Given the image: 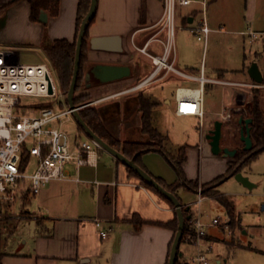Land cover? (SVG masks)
<instances>
[{"label": "crops", "instance_id": "crops-1", "mask_svg": "<svg viewBox=\"0 0 264 264\" xmlns=\"http://www.w3.org/2000/svg\"><path fill=\"white\" fill-rule=\"evenodd\" d=\"M221 1L210 0L208 6L210 23L217 15V18H220L217 24L233 22V13L229 9L224 12L221 10ZM261 3H264V0H246L245 5L247 15L244 19L250 24L258 23L257 31H264V18L259 11ZM195 5L189 13L196 12L193 10H196L198 5ZM77 6L78 0H60L58 13L50 15L44 10L47 13V20L42 21L40 18L30 17L28 0H0V43L15 47L16 44H26L39 49L47 57L41 48L44 34L52 40H74ZM141 6L142 0H97L95 16L88 27L86 73H89V76L86 78V85L94 83L88 90L93 87L102 91L90 100L92 102L90 105L97 106L100 117L117 139L146 142L150 139L141 130V111L138 105V95L143 93L154 103L152 124L165 136L167 151L171 155H177L179 148L184 146L185 159L181 162L184 178L197 181L198 184L211 182L226 172L228 162L233 156L224 152H212L206 132L214 124L219 110L224 105L234 102L240 86L208 82L218 87L220 95L217 99L218 105L205 110L204 123L210 113L215 115L214 118H210L207 131L203 129L205 127L203 124L200 129L184 133L169 132L164 125L163 117L171 98L156 91L157 87L153 86L161 79L140 89H129L151 70L150 58L137 50L134 44L141 45L151 34V29L142 28L158 20L163 8L162 0H146L143 12ZM192 17L191 15V20ZM212 28L221 30L220 27ZM236 32L245 34L243 29H237ZM259 37L264 40V34L257 38ZM91 38L97 40L91 44ZM248 40L253 43L255 39L248 35ZM243 54L241 64L236 65L238 67H229L228 64H213L208 67L203 56L198 60L187 53L183 54L181 59L177 54L175 65L193 74H199L203 69L204 74L210 78L259 83L252 87L257 88V92L259 90V94L255 96L259 99L264 112L263 54L259 47L253 51V56L249 60L244 52ZM254 61L262 74L261 82H256L248 73V68ZM98 64L128 65L130 74L103 82L92 72ZM115 81L121 82V87L106 89ZM196 82V85L190 87H197L198 81ZM147 86L150 87L144 90ZM179 86L188 85H177ZM173 113L176 117H192L177 115L175 109ZM244 116H247V105ZM76 130L72 140L77 137L87 140L91 137L80 124ZM227 137V133L222 130L221 145L236 148L238 146L236 140ZM140 162L150 174L160 178L166 185L177 181L184 182L179 171L157 150L142 153ZM67 171L69 178L52 180L38 193H30L25 201L19 199L21 207H28L24 213H15L13 208V215L0 221V233L3 238L1 264H166L174 231L160 223L174 218L176 211L174 206L148 188L138 175L129 171L126 164L102 147L98 149L96 165L82 164L77 167L75 162H70L67 164ZM231 176L233 175H226L216 185V189L226 196L219 186ZM180 191L198 195L197 191L189 190L185 185L180 186L176 192L183 204H189V200L182 199ZM207 198L215 199L206 196L203 200ZM200 210L201 208L193 211L190 208L191 213ZM235 213L238 215L236 209ZM134 215L146 220V223L135 227L132 221ZM95 218L101 221V227L96 226ZM210 222L207 225V239L212 244L222 240L227 249L232 248L234 241L221 237V230L214 229L215 225ZM216 226L225 229L220 224ZM100 228L107 231L105 236L100 234ZM179 251L181 254L178 256L181 260H189L195 254L196 247L191 240L190 232L180 242ZM213 256L214 259L209 257L210 264H221L218 252Z\"/></svg>", "mask_w": 264, "mask_h": 264}, {"label": "built area", "instance_id": "built-area-1", "mask_svg": "<svg viewBox=\"0 0 264 264\" xmlns=\"http://www.w3.org/2000/svg\"><path fill=\"white\" fill-rule=\"evenodd\" d=\"M210 0H162V13L158 20L142 29H151L141 45L135 48L150 58L153 67L142 79L136 81L129 89H140L145 85L162 79L170 73L198 81L197 87L179 86L175 90V113L199 118L200 126L204 124L205 108L204 93L208 82L223 85H250L255 82H232L223 79L210 78L201 69L199 74H193L175 65L176 47L174 36L176 31L177 7L197 4L196 12L188 13L187 28L198 40L208 41V36L214 29L208 21V6ZM192 20L189 21L190 16ZM196 15H199L196 18ZM185 24L181 26L184 27ZM251 39H256L264 31L249 30ZM161 45L160 51L151 48L153 43ZM154 49V50H153ZM261 85V84H260ZM65 95L59 90L54 75V69L48 62L28 63L19 59L15 46L0 43V221L13 215L14 202L19 200L24 190L38 193L41 188L52 180L69 178L67 164L75 162L96 165L100 144L92 137L76 138L64 128V123L74 115L75 110L90 105L92 102L76 104L72 108L58 98ZM22 96L38 98L37 101L23 102ZM67 101V99H66ZM44 103L39 106V103ZM60 102V103H59ZM245 103L235 107V111H246ZM231 109L223 106L217 113L223 119L231 117ZM36 157V165L31 172L25 171L21 160L25 152ZM78 180L77 177H75ZM197 202L206 196L197 190ZM200 211L192 212L190 229L193 231L192 242L196 247L195 254L187 260L189 264H210L208 253L212 243L207 239L208 224L200 219ZM220 218L214 217L211 224L219 225ZM96 226L101 227V221L94 219ZM228 226V225H225ZM224 226V227H225ZM102 236L105 229L99 230Z\"/></svg>", "mask_w": 264, "mask_h": 264}, {"label": "rangeland", "instance_id": "rangeland-1", "mask_svg": "<svg viewBox=\"0 0 264 264\" xmlns=\"http://www.w3.org/2000/svg\"><path fill=\"white\" fill-rule=\"evenodd\" d=\"M246 0H222L221 6L222 11L229 9L233 13V22L223 23L219 21L220 18L217 16L214 17L213 22L209 21V14H207L210 27L221 28V30H213L209 33L208 41L204 44V41L198 40L194 34H192L187 28L186 15L196 6L195 4L178 6L177 7V19H176V31L174 36V42L176 47V55L178 54L179 58L183 57L182 55L186 53L189 56H192L193 59H201L204 57V60H207L208 67L211 65H223L228 64L229 67H238L243 59V52L247 55L249 60L253 56V51L257 50L263 54L264 57V40L262 37L255 39L252 42L248 40V31L249 30H258V23H248L244 19L247 15L245 12ZM259 11L262 18H264V3L260 4ZM227 12V11H226ZM260 15V14H259ZM222 16V15H221ZM199 15H196L198 18ZM217 19V20H216ZM222 23V24H220ZM185 24L184 27L181 25ZM237 29H243L245 34H239ZM145 38V37H144ZM144 40V39H143ZM16 47L19 50V59L23 62L28 63H37L39 61L49 62L48 58L44 55L42 51L37 48L29 47L26 44H16ZM154 51L159 52L161 45L157 42H154L152 47ZM197 60V61H198ZM151 68L153 65H150ZM223 67V66H220ZM242 66H240L241 68ZM54 69V68H53ZM56 85L59 90H62L60 80L57 76V73L54 70ZM138 81V80H137ZM197 82L191 79H185L179 76H176L172 73L168 74L166 77L157 81L153 84L154 87H157L156 91L169 95L171 98L170 104L166 106V111L164 113V125L167 126L169 132L175 134L184 133L192 129H200L199 127V118L198 117H176L173 111L176 107L175 104V90L177 85H188L194 86ZM94 85L90 83L89 87ZM122 83L119 81L112 82L109 87L106 89H117L121 87ZM240 86L238 92L234 97V102L224 105L226 108L231 109V117L228 119H223L220 115L207 114L205 121V127L203 128L207 131L208 123L210 118L220 119L223 122L222 130L227 133V138L231 137L236 140L237 149L243 148V141L240 139V124L238 122L239 115H245L246 111H235L234 108L239 106L238 102L245 103L257 96V88L250 85H238ZM150 86L144 88L146 90ZM217 88V90H215ZM102 91L101 89L91 88L87 92L89 97L87 101H90L97 93ZM220 91L215 84L207 83L205 93H204V105L205 110L210 107L218 105V97ZM67 94L58 98V101H62L66 105ZM21 100L23 102L37 101L38 98L22 96ZM217 101V103H216ZM60 103V102H59ZM44 103H39V106ZM96 108L97 106L94 105ZM241 106V105H240ZM216 107V106H215ZM98 109V108H97ZM120 120V118H119ZM118 120V121H119ZM212 121V120H211ZM212 124V123H211ZM79 125L75 115H71L70 118L64 123V128L70 132L74 137L76 134L77 126ZM213 128V125L211 126ZM207 133V132H206ZM84 136V135H83ZM83 139V138H82ZM208 140V139H207ZM209 141V140H208ZM164 148L166 147L163 142ZM167 150V149H166ZM178 154V153H177ZM176 156V155H173ZM36 165V157L29 156L27 164L25 166V171H33ZM250 165V166H248ZM244 175H246L249 180L255 185L252 188H248L241 181L237 180L233 175L226 179L220 186L219 189L224 191L228 198H230L236 209L238 215H236V220L234 224L230 223L228 220V215L226 213L225 207L216 199L207 198L203 200L200 205L196 201L198 198L197 194H185L183 191H180L182 199L189 200L191 204V209L194 211L201 208L200 219L204 223L208 224L213 217L217 216L220 218V225L224 230L221 229V226H216L214 229L221 230V237L227 238L234 241V246L230 249L225 247V244L222 240L217 242V244H212V250L208 253V257L214 259V253L218 252V256L221 258V264H264V151L260 152L258 157L255 160H252L250 163H247L242 166L240 170ZM203 184H198V189L202 188ZM197 189V190H198ZM32 196V195H31ZM14 211L15 213H24L28 207H21V201L17 200L14 202ZM240 219V220H237ZM240 223V225H238ZM190 224V223H189ZM206 230L208 231L207 227ZM187 256V255H186ZM210 259V258H209Z\"/></svg>", "mask_w": 264, "mask_h": 264}, {"label": "trees", "instance_id": "trees-1", "mask_svg": "<svg viewBox=\"0 0 264 264\" xmlns=\"http://www.w3.org/2000/svg\"><path fill=\"white\" fill-rule=\"evenodd\" d=\"M28 1L30 3V9H31L30 17L32 19H38L41 10L48 11L50 15H56L59 11L60 0H28ZM145 5H146V0H142L141 12L145 10L146 7ZM89 6H90V0H78L76 32L73 41H69L67 39L52 40L46 34H44L43 40L41 42V48L47 55L51 65L53 66L55 72L57 73V76L61 83L62 91L65 94H67L68 92L73 75L76 40H77L78 32L80 29L81 22L89 10ZM94 16L95 13L90 18L83 37L80 67L76 81V88L74 92L75 104H82L89 102L87 100L88 98H90L89 93L87 92L89 86L86 85L85 75H86V63L88 61L87 58V45L89 38L88 27L90 23L93 21ZM138 105L141 111V130L142 132L146 133L150 139L149 141L146 142L129 141V140L121 141L117 139L107 128L106 124L100 117L98 109L94 105L83 106L78 111L84 122L97 135H99L111 146L121 151L127 157H134L135 162L145 170L146 168L140 162L141 154L144 153L145 151L157 150L166 157V159L179 171L180 175L184 178L181 169V162L185 159L184 146H181L179 148V152L176 156L171 155L163 146L165 136L152 124V107L154 103L143 93H139ZM247 116L252 118V121L249 123L250 135L253 142L252 148L247 150L243 148H238L233 156V159L228 162V167L226 169V172L215 178L213 181L203 184L201 188V193L203 195L214 197L225 207L226 213L228 214L230 219V223L232 224H234L236 220L234 204L231 200L228 199V197L225 194L221 193L218 189H216V185L219 183V181L224 179L226 175H234L237 171H240L243 165L250 163L259 155L260 152L264 151V112L260 106V101L257 97L253 98L251 101L248 102ZM28 158H29V152L26 151L23 154L21 160V164L23 167L27 163ZM127 167L131 173L138 175L132 168H130L129 166ZM154 177L165 188L174 192L177 196L178 194L176 190L180 186L185 185L189 190L192 191H197L198 189L197 181L186 180L184 178L183 179L184 182L182 183L177 181L174 182L173 184L166 185L162 182L160 178L156 176ZM141 180L148 188L158 193L160 196L165 198L172 206H174L173 202L170 199H168L165 195H163L160 191H158L155 187H153L147 180L143 178H141ZM29 194H30L29 190L27 189L24 190V192L21 194L20 197L21 201H23L24 199L26 200ZM185 206L186 204L183 205V213L186 216L188 214V211L185 210ZM132 221L133 223H135V227H140L143 223H146V220H143L137 215L133 216ZM189 223H190V218H186L180 242L183 241L184 237L189 232L191 233V240H192L193 231L190 229ZM160 224L172 228L175 235L178 226V217L176 211L174 218L171 221ZM2 246H3V238L0 233V264H1V257L3 255ZM167 263H168V259L166 264ZM174 264H189V262L187 260H181L179 256H177Z\"/></svg>", "mask_w": 264, "mask_h": 264}, {"label": "water", "instance_id": "water-1", "mask_svg": "<svg viewBox=\"0 0 264 264\" xmlns=\"http://www.w3.org/2000/svg\"><path fill=\"white\" fill-rule=\"evenodd\" d=\"M96 6H97V0H90L89 10L81 22L77 40H76L73 75H72L70 87L68 89L67 96H66L67 103L72 108L76 107V104L74 102V92L76 88V81H77V76H78L79 67H80L83 37H84V33L88 25V22L96 11ZM39 18L42 21H46L47 13L44 10H41ZM190 20L191 18H189V21ZM95 40H97V38H91L90 39L91 44ZM117 47H118V44H117ZM92 72H94L101 81L105 82V81L116 80L126 75H129L130 67L128 65H119V64H98L94 69H92ZM248 73L256 82L262 81V74L255 61L252 62L251 65L249 66ZM88 76H89V73H86L85 77L88 78ZM74 115L78 123L80 124V126L92 138H94L100 144L102 148H104L105 150L113 154L117 159L121 160L124 164L132 168L138 174L139 177L147 180L153 187H155L158 191H160L163 195H165L168 199H170L173 202L176 213H177V217H178V226H177V230L175 232V235H174L171 247H170L167 264H174L177 256L181 254L178 248H179L180 239H181L183 229H184L185 219L191 218V212H190L191 204H186L185 210L188 211V214L185 216L183 213L184 204L180 201V199L174 192L165 188L153 175H151L148 171H146L144 168L138 165L135 162L134 157H127L121 151L117 150L116 148L111 146L109 143H107L104 139H102L99 135H97L84 122L78 110H75ZM251 121H252L251 117L243 116V115L240 116L238 119V122L240 123V135L239 136H240V139L243 141V149H246V150L251 149L253 145L252 138L250 135V125H249ZM206 138L209 140V143L211 145V150L214 153L224 152L227 155L234 156V154L237 151L236 148H229L227 146L221 145L222 120L220 119H216L214 121L213 128L208 130L206 134ZM234 176L236 177L237 180L241 181L248 188H252L255 185L241 171H237L234 174Z\"/></svg>", "mask_w": 264, "mask_h": 264}]
</instances>
